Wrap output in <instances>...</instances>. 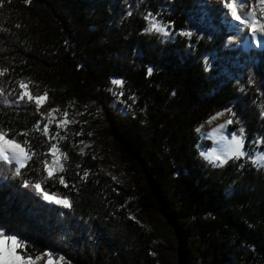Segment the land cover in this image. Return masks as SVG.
<instances>
[{
  "label": "trees",
  "instance_id": "1",
  "mask_svg": "<svg viewBox=\"0 0 264 264\" xmlns=\"http://www.w3.org/2000/svg\"><path fill=\"white\" fill-rule=\"evenodd\" d=\"M225 12L205 0H0V130L35 153L20 176L0 167V227L28 254L67 264L264 261V167L218 165L198 149V128L225 109L247 145L264 140V48L229 47ZM153 20L170 32L148 30ZM113 80L133 95L126 113L113 104ZM21 81L47 93L39 108L18 99ZM64 113L58 127L52 118ZM53 142L63 171L49 179ZM131 202L162 225L138 223Z\"/></svg>",
  "mask_w": 264,
  "mask_h": 264
},
{
  "label": "snow or ice",
  "instance_id": "2",
  "mask_svg": "<svg viewBox=\"0 0 264 264\" xmlns=\"http://www.w3.org/2000/svg\"><path fill=\"white\" fill-rule=\"evenodd\" d=\"M218 2H222L223 9L226 10L225 14L230 15L232 19L237 21L239 25H243L247 28L251 29V32L254 36H257L258 41L264 44V0H258L259 3V11L262 14L260 18L256 16V8L254 5L250 4V0H218ZM250 8V11H243V9ZM151 16V14H149ZM155 30L158 32H165V29L158 25L153 21L150 22L148 30ZM259 33V35H258ZM186 35L191 36V33H185ZM207 63V61H205ZM5 71L0 70V76H3ZM152 69H148V73L151 74ZM113 84L122 85L123 82L120 80H113ZM29 85L21 81L19 83V88L22 90L18 94V99L20 101L27 100L29 102L35 101V105L39 108L47 98V93L42 96H33L31 92L27 91ZM2 92V90H0ZM56 111V110H53ZM234 115V114H233ZM65 118L67 117V113H64ZM48 123H51L49 121ZM67 123V120L61 121L57 126L64 127ZM228 124L232 123V120L227 121ZM221 128L224 125L220 126ZM40 126L37 124L33 131L39 130ZM241 133L243 129L241 128ZM49 129L47 125L43 128V135L48 136ZM22 135H27V133H21ZM60 134L58 132L54 133L52 136H49V140L53 139L54 137H58ZM63 139V137H60ZM264 143V140L260 141ZM28 141H24L23 144L17 142L14 138H8V133L6 131L0 130V167L7 166V170L14 173L15 176L21 175V169H24L27 166V162L32 160V157L35 153H29V151L23 146L27 144ZM244 149V142L243 139L235 134L232 135L230 141V149L228 152V156L225 159H221L220 156H216L215 160L219 161L221 164L226 163L227 159L235 158L239 159L241 157L247 156L246 151ZM59 149L56 147L55 144H51L49 148V152L51 156L54 158L52 160V164L59 163V157H57V152ZM83 152V150H81ZM66 158V157H65ZM251 158V157H249ZM253 163L257 164L259 167H264V155H259L256 159L253 160ZM44 170L47 172V178H53L55 175V171L48 163L47 160L43 161ZM59 171H63V165H60ZM58 182L63 184L65 187L68 185L65 183L63 177L58 178ZM22 187L29 188L31 187L32 190L44 201L54 203L57 205H61L64 208H70L71 202L66 197L60 198L55 194H50L48 191L42 188L40 182L32 183L25 180L22 184ZM28 242L20 238L16 234L7 233L5 229L0 227V264H39V261L47 256L46 264H61L64 262L65 258L61 255L59 256L58 260L54 258V254L51 251H46L45 253L37 256H32L27 252Z\"/></svg>",
  "mask_w": 264,
  "mask_h": 264
},
{
  "label": "rangeland",
  "instance_id": "3",
  "mask_svg": "<svg viewBox=\"0 0 264 264\" xmlns=\"http://www.w3.org/2000/svg\"><path fill=\"white\" fill-rule=\"evenodd\" d=\"M205 1L222 5V2H218V0H205ZM250 4L255 6L256 8L255 14L257 18H260L262 14L259 11L258 0H250ZM250 10H251L250 8L243 9V11H250ZM224 20L228 25L229 31L233 33L228 38L227 45L229 47L242 43L247 50L251 48H264V44L258 41L257 36H254L252 34L250 28H247L243 25H239V23L234 19H232L230 15L225 14ZM154 22L165 29V32H161V33L167 34L170 32L169 27L166 26L165 24L157 20H154ZM261 22H264V20H261ZM26 90L29 91L28 89ZM110 90L112 91L114 96L113 104L119 112L126 113L132 109L131 98L133 97V95L128 93V90L124 82L122 85H117L112 83ZM230 112L231 109H225L217 113L216 115L212 116L209 120H207L204 124H202L198 128V134L200 136V142L198 145L199 152L202 156H204L208 160L212 161L215 164L220 165L221 163L219 161H216L215 157L220 156L221 159L227 158L230 149L231 137L233 134H235L236 136H239L243 139L244 142L243 150L246 151L247 153V156L241 157L239 159L253 162V160L256 159L257 156L264 155V143L260 142L262 141L261 139H255L252 140L250 144L247 145L246 138L244 136L238 135L237 133H235L230 129L229 124L227 123V121L230 120ZM52 119L53 121L55 120L56 124L58 125L61 121L65 120V116L54 115ZM221 125H224V127L221 128L220 127ZM88 127L89 126H87V128ZM91 134L93 136L95 135L94 133ZM53 139L56 138L54 137ZM226 140L229 142L228 145L225 142ZM53 144H55L56 147L59 149V151L57 152V157H59V163L58 164H52V162L50 163V165H52L54 171L56 172L59 170L60 165H63L64 157H63V153L61 152L58 146V143L53 142ZM109 158L113 162L115 169L120 170L123 175H127L125 166L123 165L119 157V154L117 152L111 153L109 155ZM230 159H235V158H229L227 159V161ZM131 215L133 219H135L138 223L148 228L157 229L162 225V221L160 220L161 217L159 215H155L143 211L141 207L137 205L136 202H131ZM54 258L58 260V258H56L55 256ZM46 261H47V256H44V258L39 261V264H46ZM61 264H67L66 259L64 260V262H61ZM258 264H264V261H261Z\"/></svg>",
  "mask_w": 264,
  "mask_h": 264
},
{
  "label": "bare ground",
  "instance_id": "4",
  "mask_svg": "<svg viewBox=\"0 0 264 264\" xmlns=\"http://www.w3.org/2000/svg\"><path fill=\"white\" fill-rule=\"evenodd\" d=\"M225 142H226L227 145L229 144V142L227 140Z\"/></svg>",
  "mask_w": 264,
  "mask_h": 264
}]
</instances>
